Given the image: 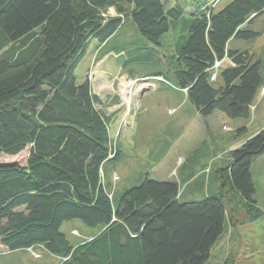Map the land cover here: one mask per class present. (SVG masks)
Segmentation results:
<instances>
[{
  "label": "trees",
  "instance_id": "obj_1",
  "mask_svg": "<svg viewBox=\"0 0 264 264\" xmlns=\"http://www.w3.org/2000/svg\"><path fill=\"white\" fill-rule=\"evenodd\" d=\"M189 1L194 6L186 15L182 5L167 9L162 0H0V155L29 147L24 166L0 163V246L41 247L60 264H208L228 219L243 209L251 219L261 215L252 167L264 154V129L230 152L213 191L212 170L204 180L206 164L180 175L182 181L144 174L118 196L106 179L104 166L123 152L89 77L79 84L76 71L93 41L107 47L127 21L158 47L178 31L167 73L149 78L170 76L202 117L252 115L264 88V56L231 43L261 37L253 26L264 19V0H232L219 11L218 0ZM153 51L118 44L105 56L122 57V70H131L159 66ZM223 60L229 63L214 84L211 69ZM198 179L194 191L207 195L182 202L180 184ZM73 220L99 233L73 245L61 231Z\"/></svg>",
  "mask_w": 264,
  "mask_h": 264
},
{
  "label": "rangeland",
  "instance_id": "obj_2",
  "mask_svg": "<svg viewBox=\"0 0 264 264\" xmlns=\"http://www.w3.org/2000/svg\"><path fill=\"white\" fill-rule=\"evenodd\" d=\"M167 9L182 5L186 15L193 8L189 0H162ZM232 0H218L217 11L223 9ZM109 16H116L115 10L108 11ZM253 29L262 31L254 42L234 40L231 48H248L250 52H260L264 56V19H259ZM178 31H171L163 39L160 47L153 45L138 35L135 26L127 21L117 35L102 45L93 41L87 55L76 71L79 84L85 79H92L96 84L93 93L99 97L96 105L105 111V94L103 89L115 94L113 103L121 104L116 110L120 125L109 121L112 141L117 144L119 136L123 157L107 162L104 166L105 176L111 183L112 193L122 192L133 186V178L148 174L151 179L159 181H177L180 175L201 171L197 162L206 164L204 180L210 178V190L218 185L216 171L226 167L230 162V152L240 147L249 138L264 128V88H262L251 108L250 119H231L226 114L216 111L213 115L202 117L195 106L188 101L183 90L177 88L169 76L166 82L151 76L158 72L167 73L170 55L178 39ZM118 44L154 50L159 66H136L131 70H122V57L108 49ZM131 71V72H130ZM94 78V79H93ZM104 89V90H105ZM115 110L113 108H108ZM122 118V119H121ZM247 128V132L237 136V130ZM116 135V136H115ZM200 148L197 159L190 158L192 152ZM205 153L212 155L210 158ZM29 157V147L17 156L0 155V163L17 162L25 165ZM188 161V162H187ZM187 166L180 169L182 164ZM253 182L256 188L257 206L262 213L251 219L245 209L235 218L228 219V230L214 247L208 264H264V154L256 159L252 167ZM202 178H200L201 180ZM199 179L183 188L180 184L181 201H196L207 194L195 192ZM106 181V182H107ZM206 190V189H205ZM231 213V211H230ZM233 225H232V223ZM61 231L73 245L82 244L89 236H95L99 229L89 228L80 220L63 224ZM78 234H76V232ZM62 259L48 253L41 247L32 250L19 249L11 251L0 246V264H60Z\"/></svg>",
  "mask_w": 264,
  "mask_h": 264
},
{
  "label": "crops",
  "instance_id": "obj_3",
  "mask_svg": "<svg viewBox=\"0 0 264 264\" xmlns=\"http://www.w3.org/2000/svg\"><path fill=\"white\" fill-rule=\"evenodd\" d=\"M259 39V38H258ZM241 48V47H240ZM106 57H108V55L106 56ZM94 79V78H93ZM90 82H91V86H92V90H94L95 89V86H96V84L97 83H95L94 82V80H92V79H90ZM98 85V84H97ZM105 89V88H104ZM103 89V91H104V94H105V102H106V104H105V111H107V110H111V112H107V114L105 113V115L111 120V121H115V123H114V126H115V128L117 129L118 127H119V123H120V119H119V115H117L116 114V110H118V109H120V106H121V104H119V103H113L114 101H113V98L115 97V94H112L111 92H108V88H107V90L105 89L104 90ZM108 108H113V109H115V110H112V109H108ZM122 119V118H121ZM117 125H118V127H117ZM264 129V128H263ZM262 129V130H263ZM260 132V131H259ZM258 132V133H259ZM110 134H111V131H110ZM116 136V135H115ZM120 137H121V134H120V136H119V139H118V141L119 142H117V145H118V147L120 148V150H121V144H120ZM253 137V136H252ZM111 138H112V135H111ZM236 149V148H235ZM196 151H198V149L196 150ZM196 151H194V152H192V155H190V158H193L194 156H195V152ZM205 156L207 157V158H210L211 156L213 157V153H212V155L210 156V155H208V153H205ZM197 159V158H196ZM198 163L200 164V166H203L204 164H202L201 162H199L198 161ZM182 168V165L180 166V168H179V170ZM182 177V176H181ZM185 177H187V175H185L184 176V178ZM141 178H142V176L140 177H136V178H133L132 180H131V182L135 185V184H137V183H139L140 182V180H141ZM178 181H182V179L180 178V177H178V179H177ZM191 182H192V180H189L187 183H185L184 185H183V188H185V187H188L190 184H191ZM89 239L91 238L90 236L88 237ZM87 238V239H88ZM86 239V240H87Z\"/></svg>",
  "mask_w": 264,
  "mask_h": 264
},
{
  "label": "built area",
  "instance_id": "obj_4",
  "mask_svg": "<svg viewBox=\"0 0 264 264\" xmlns=\"http://www.w3.org/2000/svg\"><path fill=\"white\" fill-rule=\"evenodd\" d=\"M225 62L229 63L226 60L216 61L215 62L213 68L211 69V81H212V83H214V84L218 83L219 76H220V73H221V69L224 68Z\"/></svg>",
  "mask_w": 264,
  "mask_h": 264
},
{
  "label": "water",
  "instance_id": "obj_5",
  "mask_svg": "<svg viewBox=\"0 0 264 264\" xmlns=\"http://www.w3.org/2000/svg\"><path fill=\"white\" fill-rule=\"evenodd\" d=\"M93 100H94L95 104L99 103V101H100L99 97L94 93H93Z\"/></svg>",
  "mask_w": 264,
  "mask_h": 264
},
{
  "label": "clouds",
  "instance_id": "obj_6",
  "mask_svg": "<svg viewBox=\"0 0 264 264\" xmlns=\"http://www.w3.org/2000/svg\"><path fill=\"white\" fill-rule=\"evenodd\" d=\"M224 66H225V65H224ZM150 80H152V82H154V79L151 78ZM263 90H264V89H263ZM185 92H186V91H185ZM253 105H254V104H253ZM252 107H253V106H252ZM257 134H258V133H257ZM76 234H78V233L76 232Z\"/></svg>",
  "mask_w": 264,
  "mask_h": 264
}]
</instances>
